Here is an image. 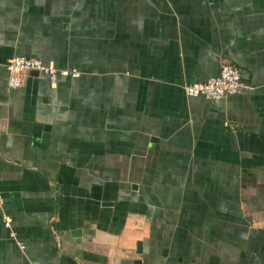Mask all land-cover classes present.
I'll return each instance as SVG.
<instances>
[{"label": "crops", "instance_id": "obj_1", "mask_svg": "<svg viewBox=\"0 0 264 264\" xmlns=\"http://www.w3.org/2000/svg\"><path fill=\"white\" fill-rule=\"evenodd\" d=\"M0 194V264H264V0H0Z\"/></svg>", "mask_w": 264, "mask_h": 264}, {"label": "built area", "instance_id": "obj_2", "mask_svg": "<svg viewBox=\"0 0 264 264\" xmlns=\"http://www.w3.org/2000/svg\"><path fill=\"white\" fill-rule=\"evenodd\" d=\"M6 68L9 71V85L16 89L23 86V76L29 73L37 72L50 77L55 82L58 70L54 64L46 65L43 61L34 58L16 57L10 59ZM73 76H77L74 72ZM249 88L242 82L240 70L225 62L222 64L220 73L216 78H212L205 83L186 86L185 91L189 97L202 96L208 100H219L225 97L238 95L246 92ZM1 200V194H0ZM5 225L10 227L11 219L4 218Z\"/></svg>", "mask_w": 264, "mask_h": 264}, {"label": "water", "instance_id": "obj_3", "mask_svg": "<svg viewBox=\"0 0 264 264\" xmlns=\"http://www.w3.org/2000/svg\"><path fill=\"white\" fill-rule=\"evenodd\" d=\"M33 73L38 75V73H37V72H33Z\"/></svg>", "mask_w": 264, "mask_h": 264}]
</instances>
